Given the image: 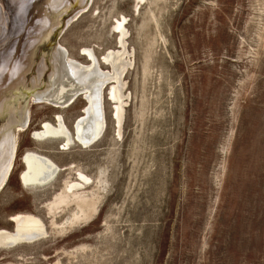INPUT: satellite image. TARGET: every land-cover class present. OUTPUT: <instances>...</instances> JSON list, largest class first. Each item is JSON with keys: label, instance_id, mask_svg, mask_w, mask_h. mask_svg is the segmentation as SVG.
<instances>
[{"label": "rangeland", "instance_id": "1", "mask_svg": "<svg viewBox=\"0 0 264 264\" xmlns=\"http://www.w3.org/2000/svg\"><path fill=\"white\" fill-rule=\"evenodd\" d=\"M48 1L0 0V88L10 54L29 87L44 60V91L57 45L87 65L83 50H118L120 22L131 59L121 123L105 99L101 138L63 150V139L32 134L60 116L74 135L87 101L61 110L15 100L30 124L16 133L0 231L13 232L21 215L41 221L45 235L0 247V264H264V0H66L49 41H38L42 16L57 17ZM28 152L57 165L50 183L21 182ZM75 182L83 187L73 196Z\"/></svg>", "mask_w": 264, "mask_h": 264}, {"label": "bare ground", "instance_id": "2", "mask_svg": "<svg viewBox=\"0 0 264 264\" xmlns=\"http://www.w3.org/2000/svg\"><path fill=\"white\" fill-rule=\"evenodd\" d=\"M85 2L86 0H75L77 6H81ZM88 2L89 0H87ZM69 8L70 5L66 0L48 1L46 10L52 11L57 17L56 20L54 19V24H51L49 16H42L36 29L40 34L38 41L48 40L53 35V28L59 24V17L65 15ZM81 12L77 11L66 22V26L78 18ZM4 22H6V17L0 12V23L3 24ZM117 27L118 50H110L101 58H98L91 50H83L82 55L89 61L87 65L69 58L67 50L57 45L51 59L50 84L44 91H40L46 70L44 60L37 66V76L31 81V87L24 83L27 72L20 60H16L14 55L10 54L7 62L4 61L6 63L3 67L7 66L4 75L6 82L0 89L9 88V90L8 96L5 97L7 100L0 95V116L5 119V124L0 127V191L6 185L13 170L18 145L16 133L27 131L30 124V113L22 108H15L16 99L26 101L28 99V105L32 103L45 104L61 110L72 105L79 96L87 101L81 116L74 122V135L71 136L60 116L57 117L58 124L56 126L44 123L39 131L32 134L33 138L38 140L63 139L65 147L63 150L69 149L75 143L86 148L101 138L106 127L105 99L108 102L112 101V104L110 103L113 105L111 106V118L115 127H120L122 99H124L122 76L126 68L131 65V59L128 61L125 58V28L120 22ZM47 29L50 31H46ZM5 32L0 28V38ZM101 63L104 66H109L110 69L108 71L103 70L100 67ZM22 161L24 172L20 179L26 186H44L50 183L59 171L57 165L50 159L39 154L28 152L22 156ZM79 177L84 183L89 184L90 180L87 177L81 174ZM81 187L83 186L79 182L72 183L68 186L69 193L75 196ZM13 220L16 224L13 232L0 231V247L6 248L10 244L31 243L37 239L40 240L39 238L45 235L41 221L32 216L19 215Z\"/></svg>", "mask_w": 264, "mask_h": 264}]
</instances>
